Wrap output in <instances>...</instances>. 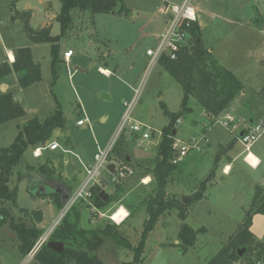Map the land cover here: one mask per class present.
Instances as JSON below:
<instances>
[{
  "label": "rangeland",
  "instance_id": "1",
  "mask_svg": "<svg viewBox=\"0 0 264 264\" xmlns=\"http://www.w3.org/2000/svg\"><path fill=\"white\" fill-rule=\"evenodd\" d=\"M175 1L179 2L122 0L127 16L118 13L121 4L115 14L93 15L74 10V22L58 42L61 61L54 77L52 44L32 43L17 12L31 11L32 27L52 24V34L60 35L61 26L53 19L61 11V2L0 0V63L7 60V50L30 47L33 60L40 64L42 73V81L27 88H20L15 73L6 79L8 88L0 83V94L10 92L26 111L24 117L0 126V148H9L28 121L48 118L58 105L65 119V129L56 128L46 144L58 143L57 151H44L41 158H36L37 148L30 147L14 169L9 186L16 194L15 201L0 204V208L5 207L11 214L0 226V264H40L35 256L28 259L20 251V240L10 227L11 220L33 225L22 210L42 211L44 220L39 229L43 235L60 216L62 209H57L50 198L45 197L47 195L43 196L45 198L33 196L31 192L35 188L55 187L63 179L73 194L86 178L85 168L93 165L95 155L116 139L130 111L131 120L151 126L156 133L169 124L170 118L164 114L165 106L176 115L183 110L181 86L160 63L151 69V58L147 56L148 50H157L160 37L168 28V17L161 14V8ZM192 4L197 9L203 43L245 89L227 110L212 119L196 98H190L192 112L180 115L177 138H202L204 125L212 124L200 144L201 149L192 151L177 165L166 194L168 199L181 202L183 197L191 199L183 209H172L161 215L146 240L141 264H206L237 234L245 213L258 201L260 194L264 198V132L250 148V155L258 156L260 163L254 155V162L247 158L253 166L259 164L256 168L245 162L247 152L239 140L242 131L252 129L264 119V94L261 95L264 88V0H193ZM68 50L74 55L66 63L64 53ZM99 68L111 74H102ZM103 94L109 99L103 98ZM227 114L233 117L228 129L221 124ZM79 120L84 121L83 126L77 125ZM119 138L128 145L135 174L117 187L104 172L102 178L107 185L103 190L109 194L110 204L97 213L87 203H78L68 219L76 222L77 229L91 235L109 225L107 223L117 226L111 217L124 207L129 216L118 225L119 230L132 247H137L144 223L149 219L147 204L155 196L152 171L158 147L154 140H146L141 146L143 138L128 131L120 134L117 141ZM40 147L42 145H38ZM50 159L60 173L53 179L40 171V165ZM225 163L231 165L229 174L222 172ZM213 169L215 176L207 184L204 198L194 200L195 193L201 192V184ZM148 177L151 180L145 183ZM62 219L59 224L63 223ZM183 224L197 231L195 245L186 251L179 237ZM251 229L264 243V213L257 212L253 216ZM49 241H52L51 236L47 243ZM98 256L106 264H133L135 261L134 250L112 237L105 238ZM257 260L254 253L246 250L235 264H256ZM260 261L264 264V260Z\"/></svg>",
  "mask_w": 264,
  "mask_h": 264
},
{
  "label": "trees",
  "instance_id": "2",
  "mask_svg": "<svg viewBox=\"0 0 264 264\" xmlns=\"http://www.w3.org/2000/svg\"><path fill=\"white\" fill-rule=\"evenodd\" d=\"M62 8L56 15L54 21L61 26V34L52 35V24L43 28H33L30 24L31 11L17 13V16L23 23V30L26 36L35 44H52V72L54 77L57 76V64L60 60L59 40L65 35L66 31L73 23L72 12H89L95 14H109L114 12L122 0H59ZM126 13L127 10L121 4L118 13ZM183 31L187 34V41L175 53L176 57L171 58L170 53L162 56L159 63L164 70L174 78L181 86L184 92L182 101L183 110L179 115L172 114L165 106L164 114L169 116L170 121L162 130V138L158 147L157 157L154 161L153 178L156 182L155 196L151 197L147 204V213L149 219L144 223L141 241L137 247L131 244L122 236L119 226L105 225L98 231L88 233L86 230L77 229L76 222H71L68 215L72 214L74 208L62 219L63 223L59 224L51 235V240L62 242L65 250L58 254L49 249L44 244L35 254V258L40 264H69L74 261L75 264H106L98 256L101 245L106 237H112L128 249L135 252V261L133 264H141L145 252L146 240L154 231L156 224L161 215L172 209H183L185 205L178 199H168L166 194L167 185L177 170V165L170 163L173 157V143L175 136L174 129L177 127L180 115L191 113L189 107L190 98L197 99L200 106L207 113L209 118L218 117L228 109L232 101L244 92L243 83L226 67L221 65L212 54L209 47L205 46L201 38V24L199 21L190 22L187 27L186 23L182 26ZM15 73L18 77L20 88L38 84L42 81L40 64L33 60L32 50L29 47H22L16 51L15 61L0 63V82L4 83L8 76ZM264 94V88L261 95ZM26 115L22 104L16 101L10 92L0 94V126L13 120L20 119ZM212 124V123H211ZM59 128L65 129V119L60 105L57 106L54 113L44 120L34 118L28 121L18 133L15 142L9 148H0V204L15 201L16 194L12 192L9 186L14 169L20 164L25 152L31 148H38V145L46 146L52 137L53 131ZM128 145L123 138H119L112 154L110 162H120V164H131ZM51 159L40 165V171L49 179L56 175V168L52 165ZM132 166V165H129ZM133 167V166H132ZM214 169L208 178L201 184V192L195 193L194 200H202L207 190V184L214 179ZM95 185L91 188L93 193L92 204L98 210L105 209L111 202V198L104 202L100 194L106 186ZM117 187H119L117 185ZM261 191L259 190L258 194ZM49 197L57 209H62L60 195L45 196ZM42 196V198H45ZM263 197L254 202L251 209L245 214L242 225L239 226L237 234L230 238L229 243L224 246L219 253L211 258L206 264H235L241 259L238 252L246 249L247 253H254L259 260H264V244L259 242L251 232L252 219L257 212L264 213ZM259 202H262L260 205ZM83 202H80L82 205ZM25 216L29 217L33 225L25 222L16 223L11 220L10 227L17 234L20 240L19 248L24 255H28L35 247L42 236L38 224L43 222V213L41 211L22 210ZM31 215V216H29ZM11 217L10 212L5 208H0V226L7 222ZM185 220L184 215H182ZM70 221V222H69ZM91 232V231H90ZM180 239L184 243L182 249L186 251L188 247H193L197 239V231L187 224L181 227ZM257 260V261H259ZM256 261V262H257Z\"/></svg>",
  "mask_w": 264,
  "mask_h": 264
},
{
  "label": "built area",
  "instance_id": "3",
  "mask_svg": "<svg viewBox=\"0 0 264 264\" xmlns=\"http://www.w3.org/2000/svg\"><path fill=\"white\" fill-rule=\"evenodd\" d=\"M193 0H183L181 4H167L161 8L160 12L163 16H167L168 19L166 20L168 28L166 33H164L160 37V44L156 51H147V56L151 58L150 68L152 69L157 63H159L162 56L166 53L171 54V58L174 59L176 57L175 53L179 50V48L186 43L187 41V34L183 31L182 26L186 23L187 27L190 25V22H197V14L196 10L192 4ZM73 51L68 50L64 53V61L67 63L70 61L71 57L73 56ZM102 74H106V72L100 70ZM131 108V104L129 105ZM131 111L126 115L125 119L123 120L118 136L122 134L124 131H128L131 135L136 137L141 136L143 141H141L140 145L142 146L144 141L146 140H154L156 146H158L161 142L162 132H156L155 130L141 122L131 120ZM225 120L221 123L225 128L231 127V122L233 121V117L227 114L224 118ZM179 125V121L177 123ZM211 124V123H210ZM210 124L204 125V134L202 138H197L195 136L190 137L188 140H182L177 138V134L175 136V142L173 143V157L170 160V163L173 165H179L192 151L196 150L199 151L201 149L200 144L203 139H206V133L208 131V127ZM78 126H83L84 121L79 120L77 122ZM235 128V126H233ZM176 130V129H174ZM264 132V119H262L258 125L253 127L252 129L242 131L239 140L243 145H245V151L247 152L244 160L246 163L252 167L256 168L257 166H253L251 163L247 161L249 157L250 148L252 147L253 143L257 141V139L262 135ZM118 136L116 139L111 142L104 150H101L98 154L95 155V163L91 166H87L86 170V178L80 187L71 194L67 204L63 206L60 216L52 225V227L41 236L37 244L35 245L34 249L27 255L28 259L34 258L35 254L38 250L47 243L48 239L52 235L55 228L59 225L60 220L65 217V215L74 208L78 203L84 202L88 205L92 204V197L93 193L91 188L95 185H102V181L104 182L102 175L104 172H107L111 176V183L115 185H119L126 179L132 177L135 174V170L132 167H129L125 164H118L115 166V172L111 173L109 171V165L113 164L110 162V155L114 150L116 145ZM60 148L59 144L54 142L47 146H42L37 148L34 151V156L36 158H41L43 156V152L50 150L55 151ZM145 182V181H144ZM107 185V184H106ZM93 212L100 213L97 208L91 206ZM112 219V217H111ZM113 220V219H112ZM115 222V221H114ZM124 222V221H123ZM122 222V223H123ZM120 225L121 223H117ZM256 264H263L260 260L256 262Z\"/></svg>",
  "mask_w": 264,
  "mask_h": 264
},
{
  "label": "water",
  "instance_id": "4",
  "mask_svg": "<svg viewBox=\"0 0 264 264\" xmlns=\"http://www.w3.org/2000/svg\"><path fill=\"white\" fill-rule=\"evenodd\" d=\"M103 98L109 99V97L105 94H103ZM173 135H176V130L173 131ZM115 164L109 165V171L111 173L115 172ZM34 197H41V196H52V195H60L61 196V203L63 206H65L70 198V193L64 189L61 185H57L55 187L53 186H40L34 189V191L31 192ZM101 199L104 202H107L110 198L109 194L106 193L105 190H103L100 194ZM191 198L183 197L182 203L186 204L188 201H190ZM47 247L54 252L58 254H62L64 252V244L61 242L56 241H49L47 243ZM246 252V249H241L238 252L239 257H242L244 253Z\"/></svg>",
  "mask_w": 264,
  "mask_h": 264
},
{
  "label": "crops",
  "instance_id": "5",
  "mask_svg": "<svg viewBox=\"0 0 264 264\" xmlns=\"http://www.w3.org/2000/svg\"><path fill=\"white\" fill-rule=\"evenodd\" d=\"M179 2H172V3H170V4H181L182 2H183V0H178ZM250 2L252 1V0H249ZM197 10V9H196ZM80 12V11H79ZM18 13V12H17ZM60 13V12H59ZM58 13V14H59ZM73 13V12H72ZM84 13V12H83ZM113 14H115L114 12H112ZM121 14H123V15H125V16H127V14L124 12V13H121ZM57 15V14H56ZM56 15H55V17H56ZM54 17V18H55ZM53 21H54V19H53ZM73 22H74V18H73ZM59 24V23H58ZM47 25H50V24H47ZM47 25H45V26H47ZM44 26V27H45ZM53 27V26H52ZM34 28V27H33ZM38 28H43V27H38ZM53 35V34H52ZM53 36H58V35H53ZM30 40V39H29ZM31 41V40H30ZM32 42V41H31ZM33 43V42H32ZM30 48V47H29ZM31 49V48H30ZM18 50V49H17ZM17 50H12V49H10V50H7V60L6 61H4V62H10V63H12V62H14L15 61V57H16V51ZM211 50V52H212V54H213V51H212V49H210ZM74 55V54H73ZM13 59H12V58ZM4 62H2V63H4ZM35 62V61H34ZM36 63V62H35ZM36 64H39V63H36ZM100 70H102V71H104V72H106V74L107 75H110L111 74V72L109 71V70H107V69H103V68H99ZM3 86H4V88H8V85L6 84V80H5V82L4 83H2V82H0ZM168 125V124H167ZM166 125V126H167ZM176 134H177V130H176ZM47 151H50V150H47ZM55 151H57V150H55ZM55 151H53V152H55ZM252 154V153H251ZM254 155V154H253ZM258 160H259V163H260V158L258 157V156H256V155H254ZM135 157H136V155H135ZM131 159V161H132V158H130ZM246 162V161H245ZM129 165H131V164H129ZM129 165H127V166H129ZM259 165V164H258ZM129 167H132V166H129ZM220 167V165L218 166V168ZM56 168V167H55ZM133 168V167H132ZM230 168V169H229ZM134 169V168H133ZM222 172L224 173V174H229L230 172H231V165H230V163H225L224 165H223V167H222ZM58 174H60V173H58L57 172V175ZM148 179V178H147ZM62 181L60 182V184L59 185H61L62 187H64V189H66L69 193H70V190H69V187L65 184V182H64V180L63 179H61ZM71 194V193H70ZM261 195L262 194H260V197H261ZM260 197L258 198V200L260 199ZM39 198H42V197H39ZM50 200V202L52 203V201H51V199H49ZM53 204V203H52ZM54 205V204H53ZM247 210V209H246ZM42 212V211H41ZM43 213V212H42ZM129 215V214H128ZM43 220H44V213H43ZM41 224H38V228H39V226H40ZM251 230V232H252V229H250ZM259 242H261V240H259L256 236H254ZM41 238V237H40ZM263 243V242H262ZM264 244V243H263Z\"/></svg>",
  "mask_w": 264,
  "mask_h": 264
},
{
  "label": "bare ground",
  "instance_id": "6",
  "mask_svg": "<svg viewBox=\"0 0 264 264\" xmlns=\"http://www.w3.org/2000/svg\"><path fill=\"white\" fill-rule=\"evenodd\" d=\"M12 58V57H11ZM13 59V58H12ZM256 159L254 158V156L253 155H250L249 156V158H248V161L249 162H254ZM230 169V168H229ZM147 179V178H146ZM151 179L148 177V179L147 180H145V183L146 182H148V181H150ZM120 210V209H119ZM118 210V211H119ZM118 211H116V213L118 212ZM115 213V214H116ZM129 215H128V211L124 208V207H121V211L120 212H118V214L117 215H115L114 217H112V219H113V221H115L116 223H122L123 221H124V219L126 218V217H128Z\"/></svg>",
  "mask_w": 264,
  "mask_h": 264
},
{
  "label": "flooded vegetation",
  "instance_id": "7",
  "mask_svg": "<svg viewBox=\"0 0 264 264\" xmlns=\"http://www.w3.org/2000/svg\"><path fill=\"white\" fill-rule=\"evenodd\" d=\"M51 186V185H50Z\"/></svg>",
  "mask_w": 264,
  "mask_h": 264
}]
</instances>
